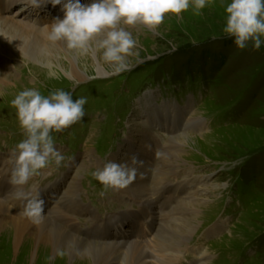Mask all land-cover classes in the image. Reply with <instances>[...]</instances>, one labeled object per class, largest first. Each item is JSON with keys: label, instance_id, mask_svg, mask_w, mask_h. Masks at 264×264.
Masks as SVG:
<instances>
[{"label": "rangeland", "instance_id": "1", "mask_svg": "<svg viewBox=\"0 0 264 264\" xmlns=\"http://www.w3.org/2000/svg\"><path fill=\"white\" fill-rule=\"evenodd\" d=\"M24 2L0 5V18L22 21L35 31L47 30L48 35L45 25L62 13L51 10L40 14L37 7L22 5ZM56 7L59 10L61 5ZM224 19V4L211 0L202 14L190 8L180 18L166 16L156 30L139 24L123 26L137 40L134 55L127 58L130 68L114 75L97 55L105 77L97 74L95 57L77 56L66 50L63 42L42 40L47 51L43 50L40 60L8 41L3 44L7 55L0 50V156L10 158L15 145L23 139L16 109L11 106L19 91L35 87L47 95L63 89L70 91L74 99L83 96L88 100L81 122L53 133L64 161L60 166L53 164L41 170L23 190L30 195L41 194L62 182V191H66L75 182L79 202L95 211L101 223L92 229L89 217L76 213L81 229L77 236L75 231L67 232L53 211L45 210L51 227L87 244L112 243L99 240L104 235L102 230L108 216L118 217L126 208L114 189H105L93 172L103 168L114 155L126 157L130 135L140 145L136 141L140 124L148 140L165 145L171 143V136L164 127H155L154 120L169 128L171 123H181L184 129L173 137H178L175 140L180 143V152L171 159L157 155L151 168L152 176L160 168L163 177L169 178L168 167L177 166L180 177L175 181L189 182L184 186L187 193H183L194 199L189 202L182 196L179 211H174L177 215L170 214L176 218L163 223L175 230L180 222L186 221L185 230L192 224L191 232H184L187 239L179 264H264V46L260 50L251 46L243 51L237 49L233 40L221 32ZM211 55L216 59L217 55L224 57L225 65L219 67ZM72 69L78 77L70 76ZM49 72H55L56 77H49ZM75 82L78 86L73 87ZM166 112L169 117L164 118ZM173 202L160 200L165 205ZM129 204L131 210L135 209V204ZM163 230L164 234L159 233L168 241L166 244L177 241L171 229ZM124 232L129 234L128 225ZM202 252L207 253L205 262H201ZM157 254L164 256L163 252ZM56 257L57 254L52 259ZM6 261L5 264H16ZM36 261L31 258L25 264ZM43 264L52 263L49 259Z\"/></svg>", "mask_w": 264, "mask_h": 264}, {"label": "bare ground", "instance_id": "2", "mask_svg": "<svg viewBox=\"0 0 264 264\" xmlns=\"http://www.w3.org/2000/svg\"><path fill=\"white\" fill-rule=\"evenodd\" d=\"M15 1L0 0V5L12 4ZM24 1L22 5L30 4L29 0ZM90 2L82 1L81 3L87 4ZM39 3L42 6L37 7L36 11L40 14L44 11L50 13L51 10L56 13L59 11L62 13L60 18H63L64 13L61 11V7L58 10V7H53L50 3L43 5L46 0H39ZM1 13L2 9L0 7ZM17 21L5 17L0 18V50L5 53L3 44L8 41L13 46L26 51L31 58L40 60L43 56V50L47 51L46 44L41 43L42 40L47 38V30L45 32L43 30L35 31L33 26ZM97 58L98 56H95V61H97ZM96 71L98 75L105 77L106 71L98 61ZM70 76L72 78L78 77L73 69ZM2 79L4 80V78ZM1 83L5 85L4 82ZM166 114L167 116H164V118L169 117V113L166 112ZM161 122L160 120H154L153 124L155 127H164L165 133L171 136V143L161 145L155 140H148L146 129L140 124V129L136 131L138 135L135 134L137 136L136 141H139L140 145L135 144L134 136L130 135L126 145V157L114 155L111 158L112 161L125 162L129 160L131 155L136 154L143 161L142 165L137 166V178L131 185L124 189H114L118 201L123 203L126 209L118 217L108 216L106 226L102 230L104 235L100 239L98 238L101 241H112V243L87 244L84 240L68 236L66 232L57 227H51L47 218H45L42 225L32 224L30 220L20 214L24 202L15 198L14 192L16 189L10 184L13 165L9 162V156H0V196L3 195L2 203L0 202V264L8 262L6 260H12L16 264H25L28 261L30 262L31 258L35 261L38 259L35 264L48 263L49 259L52 264H153V261H157L159 264H179V255L182 252L184 242H186L187 233L192 230V224L190 226L187 224V227L189 226L187 230H185L186 221L185 224L184 222L178 223L180 225V227L177 226L178 230L168 228V225L165 226L164 224L176 218L170 214L177 215V212L174 211H179L177 207L183 202L182 196H186L189 202L194 199L192 195H184L188 190L187 188L184 189V186H189V182L175 181L180 177L177 166H169L167 169L164 165L169 171V178L163 177L164 172L159 171L160 168L156 169V174L152 176L151 168L155 164L154 161L157 155H160V159L161 157L171 159L176 153L180 152V143L175 140L178 137H173L177 135L179 129H184L185 124L171 123L170 129L168 125L161 124ZM159 167L163 169V165ZM69 185L71 186L66 190L67 195L64 194L65 190L62 191L64 187L62 182L41 194L45 200V210L53 211L55 219L66 227L67 232L75 231L78 236L81 229L74 217L76 213H82L89 217L92 229L97 228V224L101 221H98L99 216L95 211H91L89 207L79 202L77 184L72 182ZM35 195L32 194L31 196ZM165 195L174 198H165ZM161 199L164 202L174 201L173 205L160 204ZM128 203H130V206L135 204V209L131 210ZM157 204H160V206H157ZM126 225H128L129 234L124 232ZM166 228L172 230L173 239L177 238V241L173 240L170 245L166 244L168 241L161 236L165 233L163 229ZM185 231L188 232L184 233ZM159 232L162 234L160 235ZM60 249L65 251V256H57L52 259L57 254V250ZM158 252H163L164 256L161 255L160 257V254H157ZM206 254L205 252L201 253V262H205Z\"/></svg>", "mask_w": 264, "mask_h": 264}, {"label": "clouds", "instance_id": "3", "mask_svg": "<svg viewBox=\"0 0 264 264\" xmlns=\"http://www.w3.org/2000/svg\"><path fill=\"white\" fill-rule=\"evenodd\" d=\"M31 6L41 7L39 0H29ZM211 0H46L53 7L61 5L63 18L56 17L45 25L47 40L52 44L63 42L66 50L77 56H99V59L118 75L130 68L127 58L134 55L137 40L123 26L143 25L156 30L166 16L180 18L190 8L200 15ZM224 4V24L221 32L233 40L241 51L251 46H264V0H221ZM49 77H56L49 72ZM78 86L75 82L73 87ZM87 97L73 98L70 91L57 89L45 95L38 88L19 91L11 100L16 117L23 130L13 149L9 162L13 165L10 184L16 189L17 200L23 201L20 212L34 225L45 220V200L40 193L31 196L23 188L41 170L64 161L62 149L57 146L53 133H60L81 122L86 115ZM143 161L133 154L125 162L106 161L103 168L93 172L94 178L105 189H124L137 178L138 165ZM63 249L57 256H65Z\"/></svg>", "mask_w": 264, "mask_h": 264}, {"label": "trees", "instance_id": "4", "mask_svg": "<svg viewBox=\"0 0 264 264\" xmlns=\"http://www.w3.org/2000/svg\"><path fill=\"white\" fill-rule=\"evenodd\" d=\"M210 57L213 61H215L218 64L219 67H223L226 63V59L220 55H217V59L213 55H211Z\"/></svg>", "mask_w": 264, "mask_h": 264}]
</instances>
